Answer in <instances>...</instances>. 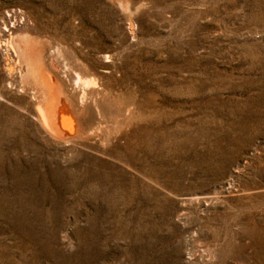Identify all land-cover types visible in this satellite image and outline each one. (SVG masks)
<instances>
[{"label": "rangeland", "instance_id": "rangeland-1", "mask_svg": "<svg viewBox=\"0 0 264 264\" xmlns=\"http://www.w3.org/2000/svg\"><path fill=\"white\" fill-rule=\"evenodd\" d=\"M68 3L0 0V14L20 9L43 31L52 15L67 18ZM129 7L154 64L151 122L123 154L132 169L46 164L53 151L34 144L25 119L39 102L9 89L0 99V264H264V0Z\"/></svg>", "mask_w": 264, "mask_h": 264}, {"label": "bare ground", "instance_id": "bare-ground-1", "mask_svg": "<svg viewBox=\"0 0 264 264\" xmlns=\"http://www.w3.org/2000/svg\"><path fill=\"white\" fill-rule=\"evenodd\" d=\"M68 1L67 18L52 15L43 31L20 9L0 14V99L16 88L38 100L25 119L34 144L53 151L46 164L93 174L132 169L123 154L152 119L153 48L136 31L130 0ZM14 149L9 172L17 174Z\"/></svg>", "mask_w": 264, "mask_h": 264}]
</instances>
